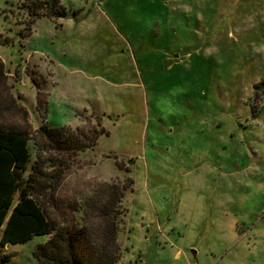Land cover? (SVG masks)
<instances>
[{"label": "rangeland", "instance_id": "1", "mask_svg": "<svg viewBox=\"0 0 264 264\" xmlns=\"http://www.w3.org/2000/svg\"><path fill=\"white\" fill-rule=\"evenodd\" d=\"M31 2L0 0V99L33 133H100L53 153L49 216L80 226L119 186L121 264H264V0H59L32 24ZM47 240L0 242V264H38Z\"/></svg>", "mask_w": 264, "mask_h": 264}, {"label": "trees", "instance_id": "2", "mask_svg": "<svg viewBox=\"0 0 264 264\" xmlns=\"http://www.w3.org/2000/svg\"><path fill=\"white\" fill-rule=\"evenodd\" d=\"M32 1L27 6L31 24L42 17L55 18L64 11L59 0ZM2 77L4 72H0L1 80ZM2 90L7 92L8 87ZM9 103L0 99L1 244H25L36 236H47V242L34 252L38 264H121L125 252L119 240L118 208L123 188L107 186L100 201H85L80 226L59 225L49 216L67 171L63 161L54 160L53 153L76 154L92 148L100 133L90 131L82 138L81 129L52 128L45 120L33 133L28 111L19 101ZM8 114L22 116L23 124L4 122ZM31 141L34 153L29 148Z\"/></svg>", "mask_w": 264, "mask_h": 264}, {"label": "crops", "instance_id": "3", "mask_svg": "<svg viewBox=\"0 0 264 264\" xmlns=\"http://www.w3.org/2000/svg\"><path fill=\"white\" fill-rule=\"evenodd\" d=\"M49 239V238H48Z\"/></svg>", "mask_w": 264, "mask_h": 264}]
</instances>
